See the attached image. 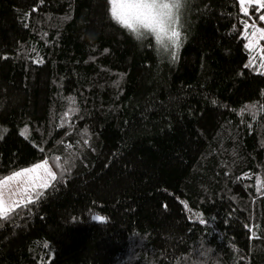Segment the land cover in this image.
<instances>
[{
	"label": "trees",
	"instance_id": "obj_1",
	"mask_svg": "<svg viewBox=\"0 0 264 264\" xmlns=\"http://www.w3.org/2000/svg\"><path fill=\"white\" fill-rule=\"evenodd\" d=\"M182 12L163 50L109 0H0V181L57 177L0 213V264H264V8Z\"/></svg>",
	"mask_w": 264,
	"mask_h": 264
},
{
	"label": "snow or ice",
	"instance_id": "obj_2",
	"mask_svg": "<svg viewBox=\"0 0 264 264\" xmlns=\"http://www.w3.org/2000/svg\"><path fill=\"white\" fill-rule=\"evenodd\" d=\"M243 2L244 0H241L242 4ZM252 2L253 0H249V3ZM255 2L261 8H264V0H255ZM109 3L111 5L110 14L113 20L128 29L138 39H146L151 36L155 39L156 44L163 49L171 47L179 48L181 43V32L179 30L181 16L180 0H164L163 3L161 0H109ZM260 19L264 20V15ZM256 31H259L261 33L260 38L264 39V30L256 29L253 32V36H255ZM173 59H175V53H173ZM262 67H264V64H262ZM44 164L46 165L47 162L45 161ZM42 166L35 165L33 168L24 169L21 172L15 173L13 177L6 178V180L36 172ZM48 175L53 181L57 179L54 172L49 171ZM0 183H6V181H0ZM40 187H49V183L45 182ZM31 202V199H29V203ZM3 207L4 201L2 196H0V209H3ZM94 218L101 222L105 219L101 216Z\"/></svg>",
	"mask_w": 264,
	"mask_h": 264
},
{
	"label": "rangeland",
	"instance_id": "obj_3",
	"mask_svg": "<svg viewBox=\"0 0 264 264\" xmlns=\"http://www.w3.org/2000/svg\"><path fill=\"white\" fill-rule=\"evenodd\" d=\"M241 2V0H240ZM246 2L247 6L248 4H255L258 7L259 4L253 0L252 3H249V0H244ZM243 5V4H242ZM111 7V5H110ZM186 20L183 16V12L181 11L180 16V23H179V30L182 33L184 31ZM124 28V27H123ZM126 31H129L128 29L124 28ZM257 29L264 30V26L259 27ZM133 34V33H132ZM134 35V34H133ZM261 33L259 31L256 32L254 38H260ZM248 45L252 46L253 42L249 41ZM163 49V48H162ZM167 50V49H163ZM35 165H43L41 168H39L36 172L23 174L19 177L13 178V179H7L9 177H13L15 173L21 172L24 169H30L33 168ZM54 172L52 167L47 163L44 164V161H39L31 166L21 168L17 171H14L10 174H8L2 181H6V183H0V187L2 189V192L0 193H12L13 194V200L14 204L12 205V200H9V208H13L17 204H20L22 202H25L29 199H32L36 196V194L44 187H40V185L44 184L45 182L50 183L51 177L48 175V172ZM27 189V191H25ZM18 199L17 203L15 201ZM8 206V202H4V207L6 208Z\"/></svg>",
	"mask_w": 264,
	"mask_h": 264
},
{
	"label": "crops",
	"instance_id": "obj_4",
	"mask_svg": "<svg viewBox=\"0 0 264 264\" xmlns=\"http://www.w3.org/2000/svg\"><path fill=\"white\" fill-rule=\"evenodd\" d=\"M0 192H2L1 187H0ZM0 196H2L4 202H8V206L6 208L3 207V209H0V213H3V212H6L7 210L11 209V208H9V200L10 199L12 200L11 201L12 202V205L14 204L13 194L12 193H0ZM17 201H18V199L15 201V203H17ZM17 205H19V204H17Z\"/></svg>",
	"mask_w": 264,
	"mask_h": 264
},
{
	"label": "clouds",
	"instance_id": "obj_5",
	"mask_svg": "<svg viewBox=\"0 0 264 264\" xmlns=\"http://www.w3.org/2000/svg\"><path fill=\"white\" fill-rule=\"evenodd\" d=\"M161 2L163 3L164 0H161ZM185 3H186V0H180V5H181L180 11H182L183 7L185 6Z\"/></svg>",
	"mask_w": 264,
	"mask_h": 264
}]
</instances>
